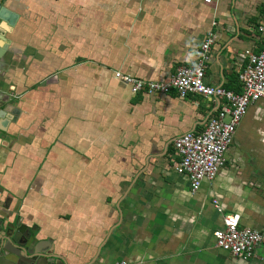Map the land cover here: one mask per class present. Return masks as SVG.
<instances>
[{"label":"crops","instance_id":"crops-1","mask_svg":"<svg viewBox=\"0 0 264 264\" xmlns=\"http://www.w3.org/2000/svg\"><path fill=\"white\" fill-rule=\"evenodd\" d=\"M259 20L264 0H0V90L16 96L0 117V217L17 207L64 264H264V243L234 258L212 236L225 215L264 236V98L192 192L172 142L218 103L114 78L167 80L212 33L204 83L239 91Z\"/></svg>","mask_w":264,"mask_h":264},{"label":"built area","instance_id":"built-area-1","mask_svg":"<svg viewBox=\"0 0 264 264\" xmlns=\"http://www.w3.org/2000/svg\"><path fill=\"white\" fill-rule=\"evenodd\" d=\"M253 32L262 41V48L257 53L245 52L247 63L238 74V92L204 83L206 64L214 42L212 33H209L197 50L196 62L193 65L179 66L167 80L144 81L119 71L114 72V78L124 82L132 95L144 93L166 96L174 93L182 100L198 96L218 103L217 112L209 117L202 131L184 133L172 142L177 159L174 171L187 176L192 192L197 191L203 181L211 182L215 179L224 164L225 153L232 143L236 128L249 106L264 98V20L255 24ZM14 98L16 96L11 94L10 99ZM213 206L221 213L217 201H213ZM222 223V228L212 233L215 247L234 258H250L254 250L264 243V236L241 226L236 215H225Z\"/></svg>","mask_w":264,"mask_h":264},{"label":"water","instance_id":"water-1","mask_svg":"<svg viewBox=\"0 0 264 264\" xmlns=\"http://www.w3.org/2000/svg\"><path fill=\"white\" fill-rule=\"evenodd\" d=\"M10 95L0 90V117L7 110L5 104H12ZM17 212L16 207L0 217V264H48V260L51 263L57 259L64 264L57 255H47L41 250L43 245L35 239L31 227L22 222Z\"/></svg>","mask_w":264,"mask_h":264},{"label":"trees","instance_id":"trees-1","mask_svg":"<svg viewBox=\"0 0 264 264\" xmlns=\"http://www.w3.org/2000/svg\"><path fill=\"white\" fill-rule=\"evenodd\" d=\"M235 92H238V91H235Z\"/></svg>","mask_w":264,"mask_h":264},{"label":"flooded vegetation","instance_id":"flooded-vegetation-1","mask_svg":"<svg viewBox=\"0 0 264 264\" xmlns=\"http://www.w3.org/2000/svg\"><path fill=\"white\" fill-rule=\"evenodd\" d=\"M4 215V214H3Z\"/></svg>","mask_w":264,"mask_h":264}]
</instances>
